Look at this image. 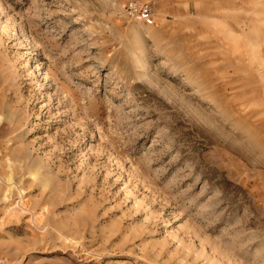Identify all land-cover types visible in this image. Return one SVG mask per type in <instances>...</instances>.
<instances>
[{"label": "rangeland", "instance_id": "374dc122", "mask_svg": "<svg viewBox=\"0 0 264 264\" xmlns=\"http://www.w3.org/2000/svg\"><path fill=\"white\" fill-rule=\"evenodd\" d=\"M0 0V264H264V0Z\"/></svg>", "mask_w": 264, "mask_h": 264}, {"label": "built area", "instance_id": "2783aa9c", "mask_svg": "<svg viewBox=\"0 0 264 264\" xmlns=\"http://www.w3.org/2000/svg\"><path fill=\"white\" fill-rule=\"evenodd\" d=\"M124 8V11L129 18L143 22L147 25L153 24V12L149 3L139 0H129Z\"/></svg>", "mask_w": 264, "mask_h": 264}, {"label": "crops", "instance_id": "0c3cea01", "mask_svg": "<svg viewBox=\"0 0 264 264\" xmlns=\"http://www.w3.org/2000/svg\"><path fill=\"white\" fill-rule=\"evenodd\" d=\"M153 22H154V19H153Z\"/></svg>", "mask_w": 264, "mask_h": 264}]
</instances>
